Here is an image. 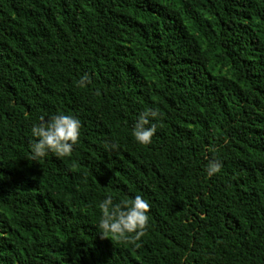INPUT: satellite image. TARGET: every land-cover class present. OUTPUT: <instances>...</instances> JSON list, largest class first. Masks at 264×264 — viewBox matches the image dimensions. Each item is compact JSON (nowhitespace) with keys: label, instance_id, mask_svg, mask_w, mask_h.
I'll list each match as a JSON object with an SVG mask.
<instances>
[{"label":"trees","instance_id":"trees-1","mask_svg":"<svg viewBox=\"0 0 264 264\" xmlns=\"http://www.w3.org/2000/svg\"><path fill=\"white\" fill-rule=\"evenodd\" d=\"M61 113L72 154L33 161ZM109 192L149 201L138 246L99 236ZM0 264H264V0H0Z\"/></svg>","mask_w":264,"mask_h":264},{"label":"clouds","instance_id":"clouds-1","mask_svg":"<svg viewBox=\"0 0 264 264\" xmlns=\"http://www.w3.org/2000/svg\"><path fill=\"white\" fill-rule=\"evenodd\" d=\"M79 87H87L90 80L87 75L78 80ZM159 118L155 108H147L137 117L130 129L134 142L142 147L151 145L157 126L153 121ZM82 124L80 119L70 114H55L48 119L41 118L30 129L32 140L29 143V154L33 161L47 158L49 154L57 157H67L73 152L74 146L80 140ZM115 142L106 143L105 149L115 151L118 149ZM212 152L218 149L210 148ZM222 162L218 157L208 160L205 174L211 178L222 170ZM101 213L98 224L99 236L102 239H114L123 243L138 246V242L147 234L150 221V203L142 195L134 197L114 198L109 192L97 204Z\"/></svg>","mask_w":264,"mask_h":264}]
</instances>
